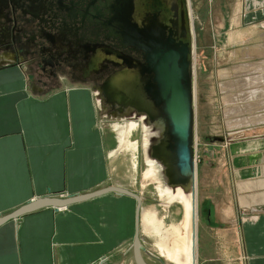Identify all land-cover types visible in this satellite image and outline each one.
Instances as JSON below:
<instances>
[{
  "label": "crops",
  "instance_id": "1",
  "mask_svg": "<svg viewBox=\"0 0 264 264\" xmlns=\"http://www.w3.org/2000/svg\"><path fill=\"white\" fill-rule=\"evenodd\" d=\"M238 9L264 21V0H243ZM27 66L0 68V217L46 199L125 188L112 179L121 144L101 125L96 91L70 79L63 80L65 86L61 78L52 85L51 76L33 75ZM232 149L239 155L238 179L264 178V135L234 141ZM261 195L246 202L250 213L230 219L242 264H264V210H256L264 205ZM136 214L137 201L119 193L73 203L66 210L28 212L0 224V264H99L117 251L131 250Z\"/></svg>",
  "mask_w": 264,
  "mask_h": 264
},
{
  "label": "rangeland",
  "instance_id": "2",
  "mask_svg": "<svg viewBox=\"0 0 264 264\" xmlns=\"http://www.w3.org/2000/svg\"><path fill=\"white\" fill-rule=\"evenodd\" d=\"M189 3L195 45L197 264H242L238 250L240 244L232 231L230 219L232 215H236V218L242 212L250 213L246 202L264 192L261 189L264 178L250 181L237 178L236 159L239 155L235 154L232 145L234 141L264 135V29L261 27L264 21L254 14L247 16L238 9L243 6V0H189ZM235 19H239V22ZM47 46L51 50L50 55L47 54L49 61L61 59L59 57L65 56L64 51H67L62 46ZM35 51L34 55L28 56V71L44 79L47 73L37 65L42 60V56L37 57L41 54L40 47ZM56 73L53 79L61 78L62 86H65L63 80L70 81L65 70ZM59 82H52V85ZM88 85L92 87L93 84ZM229 97L233 101L226 103L225 99ZM108 106L106 100L102 99L101 108L105 107L107 112L99 108L103 114L101 125L114 132L121 144V133L117 128L125 126L128 121L111 115ZM231 120L243 121V125L227 127ZM129 140L137 144L136 159L131 150L122 148L119 158L113 162V181L146 199L142 205L143 214L153 210L160 217L167 211L179 223L183 207L177 204L171 208L160 206L159 182L148 181L145 177L148 166L142 156L139 126L130 134ZM134 161L137 168H134ZM259 204L261 207L256 210H264V205ZM208 230L211 237L207 236ZM140 231L142 245L163 263L143 253L145 262L173 264L160 255L150 233L142 228ZM218 234L227 235L228 241L236 247H230L229 242H224V238ZM117 252L111 256L108 264H135L132 250H128V253L122 250Z\"/></svg>",
  "mask_w": 264,
  "mask_h": 264
},
{
  "label": "water",
  "instance_id": "3",
  "mask_svg": "<svg viewBox=\"0 0 264 264\" xmlns=\"http://www.w3.org/2000/svg\"><path fill=\"white\" fill-rule=\"evenodd\" d=\"M74 1H71L73 7L84 6V11L80 14L82 25L97 26V36L103 41V46L100 45L99 48L101 51L91 60L112 64L120 69L107 79L99 94L96 93L100 108L101 100H105L107 95L120 109L119 117L122 120L128 121L127 123L137 121L140 124V146L145 165L153 164L157 168L167 197L180 194L186 203L194 204L195 207V45L189 0ZM2 3L0 6L8 8L7 4ZM32 9L33 7L28 8L29 12L24 11V14L38 18L43 7L33 9L37 14ZM5 33L0 28V47L5 48L0 49V59L3 61L0 68L26 63L27 57L20 54L21 47L18 49V60L6 61L10 52L8 48L11 47L7 48V52L6 46L10 40L2 36ZM105 41H113L124 49L141 53L145 62L139 63L122 53L102 51V48L107 49ZM134 90L140 96L139 101L142 100L144 104L143 110L133 107L131 96ZM106 193L127 195L137 201L136 232L131 246L135 264H147L143 253L161 261L151 255L141 243L142 205L146 199L118 186L86 196L53 198L30 204L0 217V224L42 207H64ZM158 203L165 208L174 205L161 199ZM179 205L183 207L184 214V206ZM99 264H108V259H102Z\"/></svg>",
  "mask_w": 264,
  "mask_h": 264
},
{
  "label": "flooded vegetation",
  "instance_id": "4",
  "mask_svg": "<svg viewBox=\"0 0 264 264\" xmlns=\"http://www.w3.org/2000/svg\"><path fill=\"white\" fill-rule=\"evenodd\" d=\"M71 1L38 0V2H30V0H17L14 2V0H0V4L3 2L2 5H8V8L0 6L2 14L0 15V25H2L0 28L6 31L2 36L10 40L9 45L6 46V50L8 47H11L8 48L10 52L7 50L8 59L6 61L13 62L14 60H18L20 54L23 57L26 56L28 59V56L36 53L35 49L39 46L41 54L37 57L42 56V60L37 65H40L44 73L55 78L58 70H65L70 80L87 84L92 83V88L99 94L107 79L120 69L112 64L100 61L96 63L94 59L93 61L91 60V58H94L101 51L99 48L103 46L102 38L97 36L99 34L97 26L90 24L82 25L80 14L84 11V6L77 5L73 7ZM74 2L78 3V0ZM30 7H33V9L43 7L38 18L30 14H24V11L29 12L28 8L30 9ZM33 11L34 14L38 13L35 10ZM47 44L50 46H62L67 50L64 51L65 56L59 57L61 59L53 58L51 61L47 60V54L50 55L49 51H51ZM105 45L107 49L102 48V51L105 50L110 54H114V52L122 53L132 57L139 63L145 62L141 53L124 49L116 42L105 41ZM20 47L21 53L19 54L18 49ZM0 49L5 48L0 47ZM53 60L56 63L52 62ZM58 80L56 79L52 82ZM105 96L107 105L110 106L108 111L111 112V115L119 118L121 112L116 107L115 101H111V98H108L107 95ZM131 97L133 98L131 102H134L133 107L139 111L143 110L144 104L141 102L142 100L139 101L140 96L138 97L136 90L133 91ZM100 109L103 112L106 111L105 107ZM101 110H99L100 113ZM139 115L137 114V116ZM138 126L140 127V124Z\"/></svg>",
  "mask_w": 264,
  "mask_h": 264
},
{
  "label": "bare ground",
  "instance_id": "5",
  "mask_svg": "<svg viewBox=\"0 0 264 264\" xmlns=\"http://www.w3.org/2000/svg\"><path fill=\"white\" fill-rule=\"evenodd\" d=\"M257 3V2H256ZM261 4V3H260ZM263 4V3H262ZM191 18L192 10H191ZM195 50V47H194ZM195 55V52H194ZM195 86V82H194ZM233 99L231 97L226 98L225 102L230 103ZM229 105V104H228ZM231 105V104H230ZM229 113V112H228ZM232 119V118H231ZM234 119V118H233ZM230 120V119H228ZM243 122V121H242ZM240 121H230L227 123V127H238L243 124ZM138 126L137 123H127L123 127L117 128L120 131L121 148H126L133 152V156L136 159L137 144L129 140L130 134ZM196 154V153H195ZM138 159V158H137ZM134 166L137 168V162L134 161ZM158 170L153 164H150L145 172V177L148 181H157V190L159 197L162 201H168L169 204H182L184 206V214L181 216L180 222L173 220V216L166 211L164 215H159L155 211H147L143 214L142 225L140 229H144L150 233L155 239V246L162 257H166V260L173 264H197V241H198V211L197 206L186 203L182 195L169 196L163 190L162 182L157 174ZM197 204V203H196ZM33 205V204H31ZM173 206V205H172ZM166 207V208H171ZM70 207H55L58 211L66 210ZM171 217V218H170ZM170 219V220H169ZM100 263V262H99Z\"/></svg>",
  "mask_w": 264,
  "mask_h": 264
}]
</instances>
